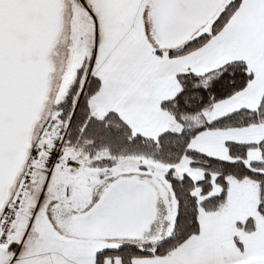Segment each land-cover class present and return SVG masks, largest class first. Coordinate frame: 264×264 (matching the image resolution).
<instances>
[{
    "label": "snow or ice",
    "instance_id": "obj_1",
    "mask_svg": "<svg viewBox=\"0 0 264 264\" xmlns=\"http://www.w3.org/2000/svg\"><path fill=\"white\" fill-rule=\"evenodd\" d=\"M0 264H264V0H0Z\"/></svg>",
    "mask_w": 264,
    "mask_h": 264
}]
</instances>
